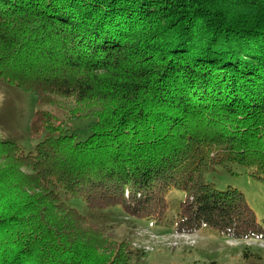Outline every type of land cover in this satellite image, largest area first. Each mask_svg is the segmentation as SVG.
Returning <instances> with one entry per match:
<instances>
[{
    "label": "trees",
    "instance_id": "1",
    "mask_svg": "<svg viewBox=\"0 0 264 264\" xmlns=\"http://www.w3.org/2000/svg\"><path fill=\"white\" fill-rule=\"evenodd\" d=\"M0 80L62 113H35L33 151L0 140V264H132L118 214L264 241L209 179L264 183V0H0Z\"/></svg>",
    "mask_w": 264,
    "mask_h": 264
},
{
    "label": "rangeland",
    "instance_id": "2",
    "mask_svg": "<svg viewBox=\"0 0 264 264\" xmlns=\"http://www.w3.org/2000/svg\"><path fill=\"white\" fill-rule=\"evenodd\" d=\"M39 110L52 111L57 118L62 113L50 105H38L30 92L0 80V140L19 144L25 151H33L42 137L35 121ZM93 116L66 122V133L76 141L88 135ZM218 188L233 187L243 195L247 207L257 219H264V183L250 179L244 172L234 170L209 178ZM172 197L184 201L185 196L174 192ZM69 205L82 215L87 214L85 201L71 200ZM119 212V210H118ZM106 222L109 231L120 242H127L132 250L142 251L132 264H264V241L258 239L236 240L222 230L201 226L193 234H162L158 225L127 218L124 214L109 215ZM111 218V220H110Z\"/></svg>",
    "mask_w": 264,
    "mask_h": 264
}]
</instances>
